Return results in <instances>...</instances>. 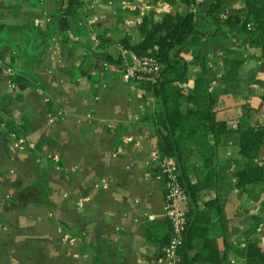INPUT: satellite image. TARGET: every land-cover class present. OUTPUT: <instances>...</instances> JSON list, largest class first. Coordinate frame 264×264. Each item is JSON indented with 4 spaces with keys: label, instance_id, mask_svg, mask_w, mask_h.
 Segmentation results:
<instances>
[{
    "label": "crops",
    "instance_id": "1",
    "mask_svg": "<svg viewBox=\"0 0 264 264\" xmlns=\"http://www.w3.org/2000/svg\"><path fill=\"white\" fill-rule=\"evenodd\" d=\"M79 1L62 27L67 0H0V261L26 264L28 254L32 264L31 256L43 251L53 264H164L165 245L152 238H163L170 227L157 135L145 120L155 101L141 98L138 82L122 78L130 52L117 40H138L143 17L154 21L181 10V2ZM211 2L243 6L242 0H193L189 10L197 25L207 22L205 5ZM99 51L122 56V69L97 61ZM181 55L189 63L188 80L176 88L187 93L202 70L190 47ZM203 57L207 87L217 99L215 117L229 131L207 140L216 143L217 177L214 187L200 192L199 208L217 200L220 220L212 225V239L225 249V264H245L247 239L264 250V181L240 188L236 172L242 164L264 165V147L257 158L241 159L235 129L264 124L263 48L232 32L206 42ZM234 61L237 80L226 83ZM187 154L188 178L199 182L206 167L195 153ZM43 171L47 203L19 204L32 194L30 174ZM102 180L105 189L96 186ZM201 241L195 236L206 257Z\"/></svg>",
    "mask_w": 264,
    "mask_h": 264
},
{
    "label": "trees",
    "instance_id": "2",
    "mask_svg": "<svg viewBox=\"0 0 264 264\" xmlns=\"http://www.w3.org/2000/svg\"><path fill=\"white\" fill-rule=\"evenodd\" d=\"M68 6L63 11L61 20L76 11L79 0H67ZM179 8L171 9L159 16L154 21L143 17L137 27L138 40L132 41L128 37L117 40L120 49L137 55H152L159 64L160 70L154 81H141L140 86L145 93L143 99H154L152 110L145 116L157 135V148L160 157H172L178 167L180 185L188 196L187 223L182 244L178 247L179 261L177 264H225L227 257L225 249L221 252L217 242L212 239L211 228L220 220V209L217 200L203 203L204 210L199 208V195L203 190L214 187L217 169L213 166L216 158V143L207 142L209 137L229 131L224 121L216 119V94L207 87L205 76L203 46L214 38H222L232 32L245 33L249 36L250 43H260L264 53V0H242L243 6L239 8H222L215 2L207 3L205 11L207 22L197 25L189 5L193 0H180ZM68 16V17H67ZM64 18V19H63ZM254 39V40H253ZM104 40V39H103ZM108 42V41H105ZM114 43L115 41H109ZM190 47L192 62L198 63L202 74L192 81L190 91L182 93L176 88L177 82L187 81V67L189 63L181 55L184 47ZM97 61L109 63L113 66L123 67V58L119 54L111 55L106 51L95 52ZM237 63L234 61L228 72L223 76L226 83L237 80L235 70ZM13 82H19L22 77H11ZM264 100V93L262 96ZM235 131L239 134V154L241 159L257 158L264 147V124L260 129H255L247 124H239ZM263 149V150H262ZM195 153L206 170L204 178L199 182H191L188 178V158ZM32 194L26 200L14 201L19 204L28 202L45 204V179L46 171L31 173ZM236 185L240 188L255 181H264V165H240L237 172ZM29 178V176H26ZM21 182L18 181L16 189ZM213 209L209 213L208 209ZM152 239L160 241L163 246L169 237ZM202 239V248L208 249V255L203 257L195 245V236ZM211 236V237H210ZM159 239V240H158ZM241 257L245 264H264V250L257 242L247 239L241 250Z\"/></svg>",
    "mask_w": 264,
    "mask_h": 264
},
{
    "label": "built area",
    "instance_id": "3",
    "mask_svg": "<svg viewBox=\"0 0 264 264\" xmlns=\"http://www.w3.org/2000/svg\"><path fill=\"white\" fill-rule=\"evenodd\" d=\"M129 56L130 60L124 62L122 72V78L124 80L138 83L145 80H155L160 70V64L154 56H140L131 52ZM157 167L164 186V216L170 227V234L163 248L162 260L164 264H177L179 261L177 249L183 242L186 230L188 196L180 185L178 167L172 157H160L157 161ZM96 186L105 189L106 182L102 180Z\"/></svg>",
    "mask_w": 264,
    "mask_h": 264
},
{
    "label": "rangeland",
    "instance_id": "4",
    "mask_svg": "<svg viewBox=\"0 0 264 264\" xmlns=\"http://www.w3.org/2000/svg\"><path fill=\"white\" fill-rule=\"evenodd\" d=\"M28 254L24 256V258L26 257L25 259V263L28 264L30 263L32 260L28 259ZM31 258L35 261L34 263L32 264H36L38 262H43L44 264H53L54 262L51 260V258H49L48 256H46L43 251L39 254L38 251H36V253L34 255L31 256ZM7 262V258L5 259H2L0 261V264H6Z\"/></svg>",
    "mask_w": 264,
    "mask_h": 264
}]
</instances>
